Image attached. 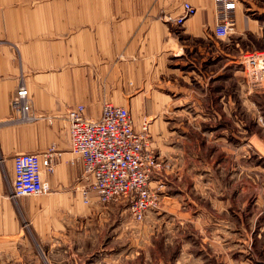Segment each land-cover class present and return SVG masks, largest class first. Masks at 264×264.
<instances>
[{
    "label": "crops",
    "instance_id": "obj_1",
    "mask_svg": "<svg viewBox=\"0 0 264 264\" xmlns=\"http://www.w3.org/2000/svg\"><path fill=\"white\" fill-rule=\"evenodd\" d=\"M253 1L238 0L233 13L238 27L247 23V8L257 6ZM185 3L197 12L180 28L162 18L163 14L179 18ZM217 19L215 0H0V264H41L26 231V224H33L34 208L27 199L11 195L16 154L58 150L61 158L55 172L43 173L48 195L54 196V203H79L76 193L84 166L71 152L69 108L84 105L87 117L98 119L104 103L111 102L130 111L137 129L143 117L137 122L134 109L152 108L156 118L149 125L151 132L165 122L171 94L184 89L179 80H184L188 91L189 81L196 77L204 89L202 107L235 106L236 88L225 87V77L227 61L236 56L226 53L225 41L215 37ZM175 29H180L178 34ZM191 53L201 57L199 66L192 62L185 72L169 64ZM167 76L171 94L164 89ZM21 84L27 86L39 120L27 126H2L13 115L12 101ZM155 151L163 159L164 154ZM168 195L165 185L162 197ZM91 201L98 200L93 195ZM215 247L219 252L226 246ZM176 264L236 261L218 256Z\"/></svg>",
    "mask_w": 264,
    "mask_h": 264
},
{
    "label": "rangeland",
    "instance_id": "obj_2",
    "mask_svg": "<svg viewBox=\"0 0 264 264\" xmlns=\"http://www.w3.org/2000/svg\"><path fill=\"white\" fill-rule=\"evenodd\" d=\"M253 2L257 6L244 12L246 25L235 22L223 41L226 53L236 56L227 61L225 77V87L236 88L235 106L202 107L200 77L189 81L188 91L180 79L184 89L173 95L170 77L164 79L173 100L163 113L165 122L150 132L154 151L164 154L163 169L152 178L162 182L151 183L160 206L144 221H136L122 203H85L83 180L78 204L54 203L48 194L22 197L34 208L26 231L41 264H176L218 256L264 264V89L250 82L241 63L245 53L264 51V0ZM192 62L199 66L201 57L191 53L169 64L186 72ZM134 110L137 122L143 117L137 127L144 121L153 125L152 108ZM165 185L169 198L162 197ZM216 244L226 247L218 252Z\"/></svg>",
    "mask_w": 264,
    "mask_h": 264
},
{
    "label": "built area",
    "instance_id": "obj_3",
    "mask_svg": "<svg viewBox=\"0 0 264 264\" xmlns=\"http://www.w3.org/2000/svg\"><path fill=\"white\" fill-rule=\"evenodd\" d=\"M217 23L214 35L226 40L234 30L233 13L238 0H215ZM196 8L184 4V14L173 20L176 27L196 14ZM250 82L264 89V51H250L242 56ZM13 115L2 125L31 124L39 120L32 108V100L26 85L21 84L12 101ZM71 152L82 160L84 166L82 194L85 203L92 196L103 204L122 203L138 221L158 209L160 198L151 187L152 178L163 169L151 143L149 122L137 129L130 111L111 102L103 105L98 119L87 117L84 105L67 110ZM61 158L54 147L42 153H20L13 157L14 179L11 195L14 198L38 197L49 193L43 173L52 174ZM162 186V185H161Z\"/></svg>",
    "mask_w": 264,
    "mask_h": 264
}]
</instances>
